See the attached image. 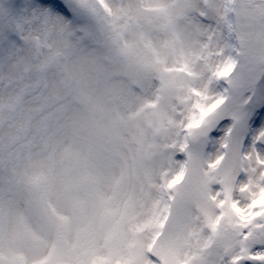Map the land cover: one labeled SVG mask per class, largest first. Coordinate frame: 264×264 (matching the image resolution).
<instances>
[{
  "label": "snow or ice",
  "instance_id": "snow-or-ice-1",
  "mask_svg": "<svg viewBox=\"0 0 264 264\" xmlns=\"http://www.w3.org/2000/svg\"><path fill=\"white\" fill-rule=\"evenodd\" d=\"M93 45L120 69L123 106L139 109L122 150L130 202L101 259L264 264V0L0 3V81L52 66L38 83L63 93ZM15 226L0 223V264H34Z\"/></svg>",
  "mask_w": 264,
  "mask_h": 264
},
{
  "label": "rangeland",
  "instance_id": "rangeland-1",
  "mask_svg": "<svg viewBox=\"0 0 264 264\" xmlns=\"http://www.w3.org/2000/svg\"><path fill=\"white\" fill-rule=\"evenodd\" d=\"M93 48L63 93L38 83L52 66L0 81V223L15 222L12 244L34 264H105L130 202L122 150L139 109L123 106L119 67Z\"/></svg>",
  "mask_w": 264,
  "mask_h": 264
}]
</instances>
